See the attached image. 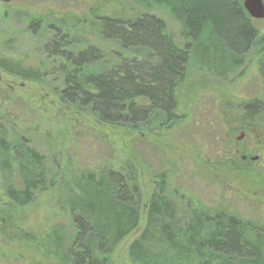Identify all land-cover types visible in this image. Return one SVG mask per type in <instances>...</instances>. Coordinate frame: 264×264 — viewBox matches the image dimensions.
I'll list each match as a JSON object with an SVG mask.
<instances>
[{"label": "rangeland", "instance_id": "rangeland-1", "mask_svg": "<svg viewBox=\"0 0 264 264\" xmlns=\"http://www.w3.org/2000/svg\"><path fill=\"white\" fill-rule=\"evenodd\" d=\"M238 4L240 9L241 0ZM244 13L256 28L253 44L244 49L245 44L235 40V31L234 39L230 34L228 43L216 35L237 27L226 18L225 24L211 20L200 28L203 41L215 34L211 48L215 60L206 58L202 46L194 52L195 60H190L187 77L176 85L177 118L168 128L145 126L143 132L130 135L127 130L102 126L93 119L82 120L66 112L45 83L22 79L0 68V132L9 138H28L29 144L43 154L46 181L54 182L51 189L36 192L29 205L16 206L7 202L0 176V264H63L40 242L57 225H61L63 233H72L68 203L75 199L71 200L67 193L74 196L78 187L82 190L81 200L100 202L94 196V184L78 180L79 177L117 172L130 161L138 169L145 202L163 181L167 198L173 203L170 208H175L181 225L188 218L184 207L188 202L205 207L207 215H238L256 230L264 227V203L256 202L264 199V155L248 164L239 155L234 157L237 149L254 155L247 148L256 141L254 134L264 133L263 111L250 120L253 126L248 131L240 128L248 119L244 104H264V18L253 22ZM143 14L156 15L166 23L176 42L182 46L188 43L182 36L183 24L163 0H0V59H23L35 66L37 59L50 52L48 42L53 40V28L58 26L70 34L84 36L88 43L101 45L100 57L109 62L105 67L108 70L115 64L110 59L115 53L113 46L106 40L99 41L89 22L102 16L127 19ZM223 50H230V55L221 61ZM233 59L239 64L229 66ZM244 149L248 152L244 153ZM141 210L139 230L145 223V207ZM106 211L108 208L102 212ZM246 232L248 238L254 239L253 231ZM138 234L134 231L120 242L109 264H151L152 260L155 264H200L191 254L168 250L161 243H156L153 251L157 259L135 262L127 247ZM153 240L154 243L156 238Z\"/></svg>", "mask_w": 264, "mask_h": 264}, {"label": "trees", "instance_id": "trees-1", "mask_svg": "<svg viewBox=\"0 0 264 264\" xmlns=\"http://www.w3.org/2000/svg\"><path fill=\"white\" fill-rule=\"evenodd\" d=\"M164 1L183 24L182 36L188 41L184 46L175 41L166 23L156 15L143 14L127 19L102 16L90 21L89 25L94 27L99 41L106 40L113 46L115 53L110 59H114L115 64L112 63L110 69L105 68L109 62L101 60V45L89 40L88 43L84 36L70 34L53 25L50 26L54 27V38L48 42L50 52H45L41 60L37 59L39 62L35 66L26 64L23 59L1 58L0 68L22 79L45 83L64 110L82 120L93 119L102 126L127 130L130 135L143 132L145 126L168 128L172 119L177 118L176 85L187 77L194 52L202 46L208 55L206 58L215 60L211 51L215 34L203 41L200 28L211 20L225 24L226 18L237 27L229 32H216V35L228 43L230 34L234 39L235 31V40L245 44L243 49L253 44L256 28L244 18L245 13L241 16L238 9L229 6L231 0ZM244 22H248L247 27H240ZM229 52L223 50L219 59L227 60ZM238 61L233 59L229 66L239 64ZM207 67L214 71L213 66ZM48 76L53 77L52 81L46 80ZM244 106L248 119L240 128L248 131L253 126L252 116L264 112V104L252 101ZM95 130L100 134L101 131ZM247 152L244 149V153ZM43 165V154L29 144L28 138H9L4 131L0 132V176L4 179L7 202L26 206L36 192L51 189L54 182L46 181ZM78 180L93 183L94 196L100 202H84L80 199L82 190L76 187L77 194L67 193L71 200L75 199L68 203L72 233H63L61 225H57L43 243L40 242V246L47 248L63 264H109L120 242L134 231L139 234L131 240L127 251L135 262L154 259L156 243L168 250H183L200 264H206V260L212 264L214 261L221 264L264 262V230L252 228L254 239H250L244 230L248 225L239 217L221 212L207 215L205 207H197L198 203L191 206L188 202L184 205L188 218L181 225L175 208H170L173 203L167 198L163 181L145 202L138 169L132 161L117 172L89 173ZM142 206L146 210L145 223L139 230ZM106 208L108 211L102 212ZM153 238H156L154 243ZM151 264H155V260Z\"/></svg>", "mask_w": 264, "mask_h": 264}, {"label": "flooded vegetation", "instance_id": "flooded-vegetation-1", "mask_svg": "<svg viewBox=\"0 0 264 264\" xmlns=\"http://www.w3.org/2000/svg\"><path fill=\"white\" fill-rule=\"evenodd\" d=\"M243 2H244V0H241V7H240V9L238 8V3H239V0H231V2L229 3L230 5L229 6H232L233 8H235V10L236 9H238V14H240L241 16L242 15H244V11L246 12V13H248V11H247V9L245 8V6L243 5ZM262 2H263V5H264V0H262ZM249 14V13H248ZM249 17H251L250 15H249ZM247 21L249 20L247 17H244ZM252 18V21L254 22V20H259V19H257V18H255V17H251ZM246 23H248V22H246ZM245 22L243 23V25L242 26H240V27H247V24H246ZM253 24V23H252ZM253 117H256V116H252V118L251 119H253ZM253 138L256 140L251 146H248V148L247 149H249V151H252V152H255V154L253 155L252 153H250L249 155H246V154H243L239 149H235L236 150V152L234 153V157L235 156H237L238 157V155L240 156V159L242 160V161H246L247 162V164L250 162V161H258L259 160V158H260V156L263 154L264 155V153H262V148L264 147V133H260L259 132V134H254L253 135ZM253 139V140H254ZM254 144H256V145H254ZM259 146L261 147V149L259 148ZM254 148V149H253ZM257 148V149H256ZM259 148V149H258ZM256 151H258V152H256ZM256 153H258V154H256ZM231 155H229L228 157H230ZM254 156H257L258 158L257 159H252V157H254ZM257 203L259 202V204H262V203H264V199H258V201H256ZM235 216V215H234ZM236 217V216H235ZM237 217H239L238 215H237ZM240 219L242 218L241 216L239 217ZM247 227H250V226H245V233H248V232H246V231H248V230H251L252 228H254V227H250V229H248ZM258 230H260V231H263L264 230V227H260V228H257ZM256 230V229H255ZM251 231H253V229L251 230Z\"/></svg>", "mask_w": 264, "mask_h": 264}, {"label": "water", "instance_id": "water-1", "mask_svg": "<svg viewBox=\"0 0 264 264\" xmlns=\"http://www.w3.org/2000/svg\"><path fill=\"white\" fill-rule=\"evenodd\" d=\"M3 2H10L11 0H1ZM243 5L247 9L249 15L251 17H255L257 19L264 18V5L262 0H244ZM241 138L238 137V139ZM257 156L252 157V159H257Z\"/></svg>", "mask_w": 264, "mask_h": 264}]
</instances>
